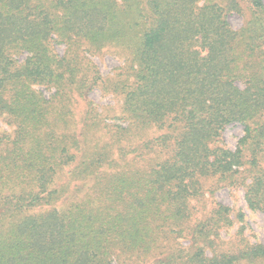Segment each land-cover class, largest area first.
Returning <instances> with one entry per match:
<instances>
[{
	"label": "trees",
	"instance_id": "1",
	"mask_svg": "<svg viewBox=\"0 0 264 264\" xmlns=\"http://www.w3.org/2000/svg\"><path fill=\"white\" fill-rule=\"evenodd\" d=\"M0 119V264H264V0H0Z\"/></svg>",
	"mask_w": 264,
	"mask_h": 264
},
{
	"label": "rangeland",
	"instance_id": "2",
	"mask_svg": "<svg viewBox=\"0 0 264 264\" xmlns=\"http://www.w3.org/2000/svg\"><path fill=\"white\" fill-rule=\"evenodd\" d=\"M227 19L233 28H237L241 25L242 17L237 13H229ZM59 51L62 50V46H57ZM110 50V49H109ZM92 60L98 65L102 74H112L115 71L117 65L121 64L123 61L121 58L116 57L114 54L103 51L99 54L92 55ZM47 94V93H46ZM90 98L98 105H104L107 103H115L116 100L113 99L111 94L102 95L100 89L95 88L89 93ZM4 127L2 120L0 119V128ZM242 134V126L239 123H233L226 126L223 131V139L227 146L234 148L237 139ZM214 197L234 209L242 208L246 215L245 224L247 226L245 234L251 241H260L264 243V214L260 211H251L246 207L243 190L240 188L238 190H230L227 187L219 188L214 191ZM241 223L237 222L233 227L226 231H222L224 237H229L232 235Z\"/></svg>",
	"mask_w": 264,
	"mask_h": 264
}]
</instances>
